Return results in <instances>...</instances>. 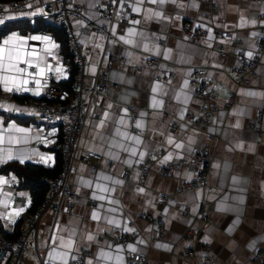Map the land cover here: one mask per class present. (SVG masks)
<instances>
[{
    "label": "crops",
    "instance_id": "crops-1",
    "mask_svg": "<svg viewBox=\"0 0 264 264\" xmlns=\"http://www.w3.org/2000/svg\"><path fill=\"white\" fill-rule=\"evenodd\" d=\"M72 1L93 19L97 18L94 5L105 4V0ZM120 3H126L130 11L124 32L112 21L108 35L89 33L82 38L87 58V112L68 177L79 201L70 217L51 211L42 216L36 249L28 246L21 264H40L41 260L75 264L82 249L87 252L82 264H125V251L144 253L147 264H199L205 252L218 264H250L251 255L264 249V51L247 84L237 83L234 69L239 49L247 55L253 52L252 36L264 3ZM213 3L217 6L214 12ZM3 5L7 12L0 26L17 20L24 25L41 21L57 26L55 0H27L31 12L14 10L12 3ZM213 28L228 31L233 41L223 40ZM188 29L202 30L204 35L191 40ZM110 56L116 57L112 63ZM150 59L156 62L150 64ZM198 68L206 70V80L214 88L210 100L214 111L206 126L194 128L185 116L195 114L200 106L189 80ZM70 71L51 31L13 30L0 38V166L11 160L54 164L52 144L60 133L59 125L38 115L12 92L39 98L46 79L62 85ZM102 75L110 86L94 92L93 82ZM31 80L35 84L28 90L26 83ZM257 111L262 112L260 135L249 126ZM201 143L210 144L209 186L177 192L181 181L191 177L188 169L170 178L157 171L193 155ZM84 151L101 155L95 173L92 163L80 158ZM144 163L150 171L141 180L139 169ZM15 184L12 173H0V226L8 234L16 230L27 207L10 198L29 200L27 191L16 189ZM203 206L206 218L195 220ZM159 213L163 231L157 239ZM191 223L197 234L184 241L181 235ZM120 230L136 233V237L123 246L113 239ZM4 242L0 235V245ZM185 250L193 256L185 258Z\"/></svg>",
    "mask_w": 264,
    "mask_h": 264
},
{
    "label": "built area",
    "instance_id": "built-area-1",
    "mask_svg": "<svg viewBox=\"0 0 264 264\" xmlns=\"http://www.w3.org/2000/svg\"><path fill=\"white\" fill-rule=\"evenodd\" d=\"M263 1L264 0H257ZM27 0H17L12 3V8L17 11H29L26 7ZM211 3V1H210ZM56 8L53 10L54 20L57 26L63 27L67 34V47L73 55L76 71L73 76L70 92L72 99L69 100V91L53 82L51 79L44 81V94L39 98L28 97L26 103L30 104L38 115L43 116L49 121L56 122L60 127V133L57 139L53 142L52 148L62 156V168L56 178L48 181V192L39 206L38 210L30 215L24 212L19 217V235L10 240H6L3 245H0V264H21L25 256L28 246L36 249V235L38 226L42 216L47 212H62L66 217L72 215L74 205L79 201V195L71 189L68 177L73 168L74 152L77 142L82 132L83 124L86 118V100L84 93L87 89V58L84 52L82 38L83 36L93 33L96 35H108L113 22L118 23L120 32H124L128 22L130 11L126 3H120V0H105L104 5H94L92 8L96 13L97 18L93 19L86 14L84 7L75 4L72 0H55ZM217 6L212 4L213 12ZM7 10L0 3V19H4ZM260 21L256 32L252 36L253 52L251 57L246 54L245 49H239L237 57L238 65L235 67V74L238 84H247L248 76L251 75L257 68L260 62V56L264 51V8L258 15ZM79 21V26H75L74 21ZM113 21V22H112ZM213 32L225 41H233V36L226 30L213 28ZM186 35L191 40H199L203 35L202 30H190ZM116 60L115 56H110L108 62L112 63ZM150 64L156 60L150 59ZM192 96L200 100V106L195 114H187L185 120L191 127L201 128L208 124L209 117L214 111V106L210 103L214 93L213 86L206 80V70L198 68L191 74L190 78ZM33 80L26 83V89H31L34 86ZM106 77H97V81L93 82V91L102 92L106 87H109ZM14 94H25L22 91H13ZM230 98L226 106L229 105ZM137 115V110L133 111V116ZM262 112L257 111L251 119L249 126L257 134L260 135ZM208 138L212 140V136ZM209 143H201L195 153L190 156L181 157L175 161L169 162L167 165L158 169V175L163 178L173 177L177 171L182 168H187L191 173L189 179H184L177 187V192H184L196 188H207L209 186V167L211 154ZM83 160L92 163V172L95 173L98 169L101 155L84 151L80 156ZM150 171V165L144 163L140 165L139 173L141 180L145 178ZM12 203L20 202L22 205L29 204V200L20 199L15 195L10 198ZM264 203V197L262 198ZM164 203V202H162ZM182 215L187 216V211L183 210ZM206 218L205 207L203 206L196 214L195 220L203 221ZM157 224V239H160L163 231V215L158 214L155 219ZM197 234L195 225L187 224L181 239L184 241L192 240ZM136 237V233H128L124 231H116L113 234V239L121 244L126 245ZM87 252L82 249L80 257L74 262L82 264L84 256ZM185 258H191L193 255L189 250L183 252ZM203 261L199 264H218L215 257L208 252L204 253ZM40 264H45L44 261H39ZM125 264H147V257L141 252L125 251ZM250 264H264V249L257 251L250 257Z\"/></svg>",
    "mask_w": 264,
    "mask_h": 264
},
{
    "label": "trees",
    "instance_id": "trees-1",
    "mask_svg": "<svg viewBox=\"0 0 264 264\" xmlns=\"http://www.w3.org/2000/svg\"><path fill=\"white\" fill-rule=\"evenodd\" d=\"M17 0H0L1 4L15 3ZM21 27L22 29H20ZM18 30V31H40L48 30L53 32L55 39L59 42L61 53L65 59L68 60V63L71 67L70 76L68 80L62 85L64 89L70 92V88L73 81V76L76 71L75 63L73 61V55L70 53L67 47V34L63 27L53 26L44 22H35L32 25L28 23L24 25V21H8L0 26V38L7 33ZM73 61V62H72ZM12 96L19 101L27 102V94H14ZM62 168V156L55 151V161L51 166H45L38 163H32L27 161H17L11 160L0 166V173H12L16 178V189L26 190L29 195V204L26 207V212L30 215H33L41 205L44 200L48 189V181L54 179L59 174ZM19 220L16 224V230L12 233H6L0 226V235L4 237V240L14 239L19 235Z\"/></svg>",
    "mask_w": 264,
    "mask_h": 264
},
{
    "label": "snow or ice",
    "instance_id": "snow-or-ice-1",
    "mask_svg": "<svg viewBox=\"0 0 264 264\" xmlns=\"http://www.w3.org/2000/svg\"><path fill=\"white\" fill-rule=\"evenodd\" d=\"M160 2L163 3V0H160ZM129 42H130V41H129ZM251 55H252V54L249 53V56H250V57H251ZM138 126H140V125H138ZM137 143H139V140H137ZM181 146H182V145H177V147H181ZM170 158H171V157L169 156V157H167L166 159H170ZM141 191H143V190L141 189ZM93 218L96 219V218H98V217H96L95 214H94ZM88 239L91 240L92 237L89 236ZM133 251H135V249H133Z\"/></svg>",
    "mask_w": 264,
    "mask_h": 264
},
{
    "label": "bare ground",
    "instance_id": "bare-ground-1",
    "mask_svg": "<svg viewBox=\"0 0 264 264\" xmlns=\"http://www.w3.org/2000/svg\"><path fill=\"white\" fill-rule=\"evenodd\" d=\"M261 12V11H260Z\"/></svg>",
    "mask_w": 264,
    "mask_h": 264
}]
</instances>
